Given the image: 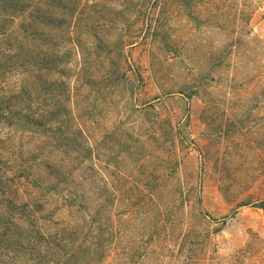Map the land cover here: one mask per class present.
Here are the masks:
<instances>
[{"label": "rangeland", "instance_id": "obj_1", "mask_svg": "<svg viewBox=\"0 0 264 264\" xmlns=\"http://www.w3.org/2000/svg\"><path fill=\"white\" fill-rule=\"evenodd\" d=\"M82 2L59 101L91 144L95 264H264V0ZM42 10L0 0V99L24 107L50 101Z\"/></svg>", "mask_w": 264, "mask_h": 264}, {"label": "trees", "instance_id": "obj_2", "mask_svg": "<svg viewBox=\"0 0 264 264\" xmlns=\"http://www.w3.org/2000/svg\"><path fill=\"white\" fill-rule=\"evenodd\" d=\"M42 3L54 47L44 61L52 75L50 101L24 107L10 94L0 99V264H95L106 243L91 240V144L72 109L59 101L69 96L60 89L68 53L57 46V38L70 37L89 14L79 13L82 0ZM253 41L257 105L264 103V57ZM77 171L84 176L75 179Z\"/></svg>", "mask_w": 264, "mask_h": 264}]
</instances>
